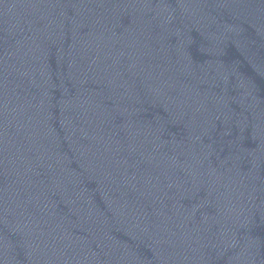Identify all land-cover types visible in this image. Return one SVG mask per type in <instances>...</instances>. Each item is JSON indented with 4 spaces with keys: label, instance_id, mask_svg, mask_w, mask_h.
I'll list each match as a JSON object with an SVG mask.
<instances>
[{
    "label": "water",
    "instance_id": "95a60500",
    "mask_svg": "<svg viewBox=\"0 0 264 264\" xmlns=\"http://www.w3.org/2000/svg\"><path fill=\"white\" fill-rule=\"evenodd\" d=\"M0 264H264V0H0Z\"/></svg>",
    "mask_w": 264,
    "mask_h": 264
}]
</instances>
